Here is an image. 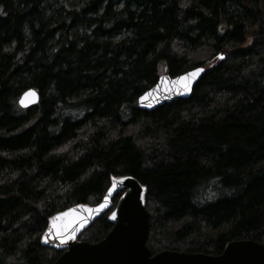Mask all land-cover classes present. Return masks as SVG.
<instances>
[{"label": "trees", "instance_id": "obj_1", "mask_svg": "<svg viewBox=\"0 0 264 264\" xmlns=\"http://www.w3.org/2000/svg\"><path fill=\"white\" fill-rule=\"evenodd\" d=\"M200 65L189 98L138 106ZM124 175L153 254L264 242V0H0V264H52V219ZM119 195L79 239L109 233Z\"/></svg>", "mask_w": 264, "mask_h": 264}, {"label": "water", "instance_id": "obj_2", "mask_svg": "<svg viewBox=\"0 0 264 264\" xmlns=\"http://www.w3.org/2000/svg\"><path fill=\"white\" fill-rule=\"evenodd\" d=\"M196 67L204 71L192 80L190 91H185L184 81L177 78L193 68L177 75L163 73L139 96L138 106L151 111L163 104L189 98L205 72L204 66ZM146 92L148 95L141 100ZM39 100L38 90L28 88L19 96L18 104L29 108ZM109 188H112L111 193ZM109 188L100 202L71 206L61 212L64 215L57 214L52 219L44 242L65 248L52 264H264V242L253 239L230 241L220 254L168 249L153 254L147 244L150 212L145 205V187L134 176L124 175L113 178ZM117 194H120L117 204L109 216L113 223L109 233L97 242L79 239L82 232L112 207ZM106 195L107 200L104 199ZM100 204L104 207H98Z\"/></svg>", "mask_w": 264, "mask_h": 264}, {"label": "snow or ice", "instance_id": "obj_3", "mask_svg": "<svg viewBox=\"0 0 264 264\" xmlns=\"http://www.w3.org/2000/svg\"><path fill=\"white\" fill-rule=\"evenodd\" d=\"M223 55H224L223 53H219L218 54V57L219 58H223ZM203 71H204L203 68L196 67V68H193L190 72L184 73L182 76L178 77L177 79L184 81L185 91H190L191 90L190 85H191L192 80L195 79L196 76L198 74L202 73ZM29 91L34 93V90H29ZM147 95H148L147 92L144 93V96H141L140 99L143 100L144 97L147 96ZM21 102H23V100ZM108 191H109V193H111L112 192V188H109ZM104 199L107 200L108 199V196L106 195L104 197ZM98 207L103 208L104 205L103 204H100V205H98ZM68 211L71 212L72 210L69 209ZM58 215H64V214L61 213V214H58ZM113 216H115V213H113Z\"/></svg>", "mask_w": 264, "mask_h": 264}]
</instances>
